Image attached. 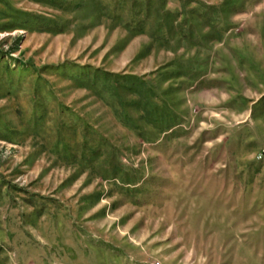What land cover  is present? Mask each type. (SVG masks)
Segmentation results:
<instances>
[{
  "label": "rangeland",
  "instance_id": "obj_1",
  "mask_svg": "<svg viewBox=\"0 0 264 264\" xmlns=\"http://www.w3.org/2000/svg\"><path fill=\"white\" fill-rule=\"evenodd\" d=\"M264 0H0V264H264Z\"/></svg>",
  "mask_w": 264,
  "mask_h": 264
},
{
  "label": "built area",
  "instance_id": "obj_2",
  "mask_svg": "<svg viewBox=\"0 0 264 264\" xmlns=\"http://www.w3.org/2000/svg\"><path fill=\"white\" fill-rule=\"evenodd\" d=\"M257 159H258V160H263V159H264V150L261 151V152L258 154Z\"/></svg>",
  "mask_w": 264,
  "mask_h": 264
}]
</instances>
